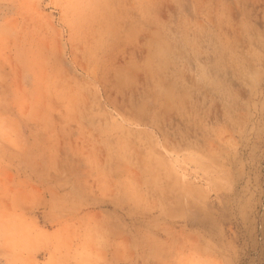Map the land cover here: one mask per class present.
Here are the masks:
<instances>
[{
    "label": "rangeland",
    "instance_id": "1",
    "mask_svg": "<svg viewBox=\"0 0 264 264\" xmlns=\"http://www.w3.org/2000/svg\"><path fill=\"white\" fill-rule=\"evenodd\" d=\"M0 264H264V0H0Z\"/></svg>",
    "mask_w": 264,
    "mask_h": 264
}]
</instances>
